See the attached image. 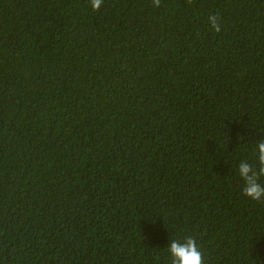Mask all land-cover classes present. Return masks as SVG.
I'll list each match as a JSON object with an SVG mask.
<instances>
[{
    "label": "trees",
    "instance_id": "obj_1",
    "mask_svg": "<svg viewBox=\"0 0 264 264\" xmlns=\"http://www.w3.org/2000/svg\"><path fill=\"white\" fill-rule=\"evenodd\" d=\"M261 141L264 0H0V264H264Z\"/></svg>",
    "mask_w": 264,
    "mask_h": 264
},
{
    "label": "clouds",
    "instance_id": "obj_2",
    "mask_svg": "<svg viewBox=\"0 0 264 264\" xmlns=\"http://www.w3.org/2000/svg\"><path fill=\"white\" fill-rule=\"evenodd\" d=\"M161 0H151L154 7L160 6ZM103 0H89L93 11L101 8ZM208 23L212 30L220 32L219 17L209 15ZM254 161L241 160L237 167V173L243 181L242 194L254 201H264V141L258 142L254 148ZM171 264H204L202 253L193 237L178 238L172 240L168 246Z\"/></svg>",
    "mask_w": 264,
    "mask_h": 264
}]
</instances>
